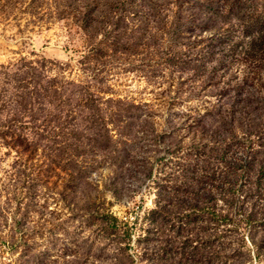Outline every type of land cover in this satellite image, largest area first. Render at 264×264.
I'll return each mask as SVG.
<instances>
[{
	"label": "rangeland",
	"instance_id": "rangeland-1",
	"mask_svg": "<svg viewBox=\"0 0 264 264\" xmlns=\"http://www.w3.org/2000/svg\"><path fill=\"white\" fill-rule=\"evenodd\" d=\"M0 264H264V0H0Z\"/></svg>",
	"mask_w": 264,
	"mask_h": 264
}]
</instances>
